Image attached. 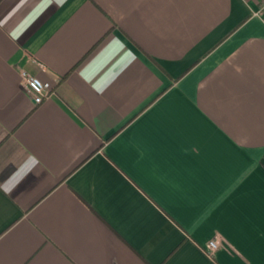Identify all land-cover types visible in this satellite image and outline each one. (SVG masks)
Masks as SVG:
<instances>
[{
	"label": "crops",
	"instance_id": "1",
	"mask_svg": "<svg viewBox=\"0 0 264 264\" xmlns=\"http://www.w3.org/2000/svg\"><path fill=\"white\" fill-rule=\"evenodd\" d=\"M260 2L0 0V264H264Z\"/></svg>",
	"mask_w": 264,
	"mask_h": 264
},
{
	"label": "built area",
	"instance_id": "2",
	"mask_svg": "<svg viewBox=\"0 0 264 264\" xmlns=\"http://www.w3.org/2000/svg\"><path fill=\"white\" fill-rule=\"evenodd\" d=\"M255 15L264 21V0H261L258 10ZM22 82L26 92L30 95L34 105H39L42 101L49 96L52 86L48 82L42 81L39 77L31 75L26 71H22ZM218 246V239H211L207 247L214 250Z\"/></svg>",
	"mask_w": 264,
	"mask_h": 264
}]
</instances>
